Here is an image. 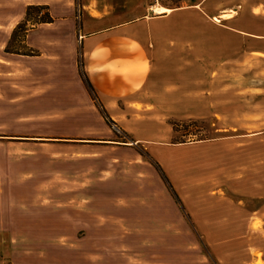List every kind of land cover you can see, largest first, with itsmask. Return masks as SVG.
<instances>
[{"label": "rangeland", "instance_id": "obj_1", "mask_svg": "<svg viewBox=\"0 0 264 264\" xmlns=\"http://www.w3.org/2000/svg\"><path fill=\"white\" fill-rule=\"evenodd\" d=\"M145 1L181 9L83 40L79 0H0V264H264V43L228 29L264 16Z\"/></svg>", "mask_w": 264, "mask_h": 264}, {"label": "crops", "instance_id": "obj_2", "mask_svg": "<svg viewBox=\"0 0 264 264\" xmlns=\"http://www.w3.org/2000/svg\"><path fill=\"white\" fill-rule=\"evenodd\" d=\"M205 2L206 0H201L198 5L190 8L197 10L210 20L217 18L218 20L214 19L216 22H227L231 25L236 23L237 12L233 10L209 17L204 12ZM79 3L80 14L78 20L79 29L83 33L81 35L83 40H96L104 35L131 32L135 30V27L143 24L150 25L154 20L164 18L181 9H171L173 11L170 13H155L154 7H159L160 5H149L145 0H79ZM255 10L259 15L264 16V0H256ZM224 14L228 16L225 19ZM72 23L71 28L68 29L71 33L72 28H74ZM228 29L241 35L251 36L264 43V34L251 35L234 27H229ZM38 30L42 31L40 27ZM85 71L88 74L89 69L85 68Z\"/></svg>", "mask_w": 264, "mask_h": 264}, {"label": "trees", "instance_id": "obj_3", "mask_svg": "<svg viewBox=\"0 0 264 264\" xmlns=\"http://www.w3.org/2000/svg\"><path fill=\"white\" fill-rule=\"evenodd\" d=\"M163 7H164V6H163ZM48 22H50V21H49V20H45V19H38V20L35 22V24L48 23ZM15 31H16V30H15ZM15 31L13 32L12 36H14ZM85 85H86L88 91L90 92V94L92 95V94H93V90H92V88H91L89 82L86 81V80H85ZM168 187H169V186H168ZM171 194L174 196L173 193H171Z\"/></svg>", "mask_w": 264, "mask_h": 264}, {"label": "bare ground", "instance_id": "obj_4", "mask_svg": "<svg viewBox=\"0 0 264 264\" xmlns=\"http://www.w3.org/2000/svg\"><path fill=\"white\" fill-rule=\"evenodd\" d=\"M154 11L155 13H170L173 10L165 8L163 6H159V7H154ZM228 17L226 14H224V18ZM215 20H218L217 18H214Z\"/></svg>", "mask_w": 264, "mask_h": 264}, {"label": "built area", "instance_id": "obj_5", "mask_svg": "<svg viewBox=\"0 0 264 264\" xmlns=\"http://www.w3.org/2000/svg\"><path fill=\"white\" fill-rule=\"evenodd\" d=\"M79 38H81V37H79Z\"/></svg>", "mask_w": 264, "mask_h": 264}]
</instances>
